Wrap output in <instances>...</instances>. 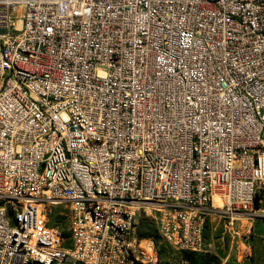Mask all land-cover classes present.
Returning a JSON list of instances; mask_svg holds the SVG:
<instances>
[{
  "label": "built area",
  "instance_id": "obj_1",
  "mask_svg": "<svg viewBox=\"0 0 264 264\" xmlns=\"http://www.w3.org/2000/svg\"><path fill=\"white\" fill-rule=\"evenodd\" d=\"M263 185L264 0H0V264H158L137 210Z\"/></svg>",
  "mask_w": 264,
  "mask_h": 264
},
{
  "label": "rangeland",
  "instance_id": "obj_2",
  "mask_svg": "<svg viewBox=\"0 0 264 264\" xmlns=\"http://www.w3.org/2000/svg\"><path fill=\"white\" fill-rule=\"evenodd\" d=\"M223 205L216 204L219 209L168 207L172 215L168 233L161 229L166 212L142 207L136 212L135 237L147 257L158 264H264V185L253 207L238 212L234 221L221 209ZM178 211L186 215V221L189 218V227L177 217ZM47 213L49 225L67 237L71 203L49 205Z\"/></svg>",
  "mask_w": 264,
  "mask_h": 264
},
{
  "label": "bare ground",
  "instance_id": "obj_3",
  "mask_svg": "<svg viewBox=\"0 0 264 264\" xmlns=\"http://www.w3.org/2000/svg\"><path fill=\"white\" fill-rule=\"evenodd\" d=\"M218 203H225L224 199L220 196H215L214 197V205L218 204Z\"/></svg>",
  "mask_w": 264,
  "mask_h": 264
}]
</instances>
